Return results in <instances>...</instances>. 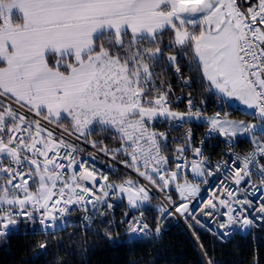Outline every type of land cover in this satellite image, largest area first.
<instances>
[{
    "label": "snow or ice",
    "instance_id": "obj_1",
    "mask_svg": "<svg viewBox=\"0 0 264 264\" xmlns=\"http://www.w3.org/2000/svg\"><path fill=\"white\" fill-rule=\"evenodd\" d=\"M185 67L219 110L195 103ZM169 71L188 90L183 111ZM193 122L207 129L199 146ZM217 138L228 159L213 165L204 145ZM241 142L249 150L234 152ZM82 144L95 151L85 157ZM101 154L137 178L112 179L115 165ZM156 192L153 229L145 211ZM177 216L221 243L264 227V0H0V240L70 226L97 235L100 218L114 244L125 225L123 243L159 242ZM48 247L39 243L37 257Z\"/></svg>",
    "mask_w": 264,
    "mask_h": 264
},
{
    "label": "trees",
    "instance_id": "obj_2",
    "mask_svg": "<svg viewBox=\"0 0 264 264\" xmlns=\"http://www.w3.org/2000/svg\"><path fill=\"white\" fill-rule=\"evenodd\" d=\"M184 74L191 76L193 84L191 91L197 105L203 99L206 101L204 107L208 113L217 109V101L213 93L205 91L200 83L199 76L189 68H184ZM171 77V83L174 85V93H181V89L174 84L171 71L168 73ZM188 90L183 91V97L187 98ZM230 116L242 118L241 112H231ZM204 127H201L203 129ZM103 135H93L92 139H104ZM220 138L215 140V145L220 143ZM110 147L113 141L109 138L105 141ZM175 145H170V149ZM88 151L84 155L88 156ZM109 163V162H108ZM110 164V163H109ZM104 169V164H99ZM111 174L112 179H125L130 174L120 168ZM127 174V176L125 175ZM132 177V176H131ZM135 179L134 177H132ZM161 201L153 195L151 205L146 206L145 217L148 223L155 228V218L157 212L155 206ZM122 216L121 211L116 210L114 218L117 222ZM109 217L104 218V224ZM170 218L165 222V227L173 221ZM103 224L100 218L94 222L93 228L98 233L93 235L91 232L85 234L83 228L77 226L70 227L65 231H60L54 235H22L15 234L8 238L7 242L0 245V264H59L63 260L64 264H206L201 254L199 244L193 231L199 236L216 264H264V227L251 230V234H235L226 243H221L216 237L207 232L191 229V234L181 226L167 228L166 233L159 242L134 243H112L104 237ZM119 233L118 228L113 235ZM120 235V233H119ZM255 237V239H254ZM47 240L49 247L46 255H39V243ZM84 249H88L85 251Z\"/></svg>",
    "mask_w": 264,
    "mask_h": 264
},
{
    "label": "built area",
    "instance_id": "obj_3",
    "mask_svg": "<svg viewBox=\"0 0 264 264\" xmlns=\"http://www.w3.org/2000/svg\"><path fill=\"white\" fill-rule=\"evenodd\" d=\"M184 75H185V74H184ZM185 76H186V75H185ZM173 81H174V84H175L177 87L180 88V82H178V81L175 79L174 76H173ZM180 89H181V88H180ZM176 97H182V99H181V101L179 102L178 105H176ZM172 99H173V103H174V105L177 106V110H180V111L185 110V108H186V99H187V98H184V97H183V92L178 93V94H175V95L172 97ZM49 127L51 128V127H53V126L49 125ZM166 127H167V125H164L163 127L160 128V130H164V128H166ZM188 127L191 128L192 133H193V143H194L196 146H199V145H200V141H201V139L203 138L204 133H205L206 130H207L206 127H205V125L202 124V123L197 124V123L193 122V123L190 124ZM201 127H204V128L201 129ZM185 130H186L185 128H178V129L172 131V132L170 133V137H169V139L171 140L172 137L179 138V137L182 135V133L185 132ZM215 140H216V139H215ZM215 140L208 141V142H206L205 145H204V154H205L206 156H210V158H211V162H212L213 165H214L218 160H220V159H222V158H223V159H228V156L225 155V154H227L228 151H229V149L225 146V143H224V141H223L222 138H220L221 141H220V143H219L217 146L215 145ZM81 146L85 149V151H88V152H93V151H95V150L91 147L90 144H82ZM249 148H250V145H249L247 142H241V143H239L238 146L234 149V152H239L240 154H243L244 152H246L247 150H249ZM188 155L191 156V152H190V151H189ZM84 156L87 157L86 155H84ZM101 157H102V160H106V161H108L110 164L115 165L117 168H120V169L123 170L124 172L130 174V175H131L132 177H134L135 179L137 178V174H136L135 172H133L131 169L125 168L124 165L121 164L119 161H113V160H111L109 157H103L102 154H101ZM229 162H230V161H229ZM98 166H100V165H98ZM100 167H101V166H100ZM101 168H103V167H101ZM104 170L107 171L106 169H104ZM190 175H191V173L189 172V173H188V176H190ZM141 182H143V181H142V178H141ZM217 182H218V181L210 180V185L214 186L215 183H217ZM201 188H202V191H201V193L199 194V198L207 199L208 196H209V185H201ZM154 195H155V196L161 201V197H162V194H161V193L156 192V193H154ZM174 198H175V196H174ZM199 198H198V201H196V202H194V203H198V202H199ZM251 198H252L253 200L256 199V197H251ZM116 210H119V211H121V213H123L124 208H123L122 206H117V207L115 208V211H116ZM137 214H138V213H137ZM80 217H81V213H79V212H74V213L72 214V216L69 217V219L74 220V221H76V222H79V221H80ZM199 218H200L202 221H204L205 223L208 222V218H207V217L200 216ZM94 222H95V221H94ZM146 222L148 223L147 220H146ZM189 223H192V224H193V227H192V228H195V229L200 230V231H203V232H207V233H209L211 236H213L209 231H207L206 228H200L199 226H196V225L194 224V222L191 221L190 219H189V221L186 223L185 219H184L183 217H179V216L175 217L174 220L171 221V222L167 225V227H165V232L163 233V235L166 233L167 228H171V227L178 226V225L181 226L184 230H186V231L190 234L192 228H189V226H188ZM93 225H94V223H93ZM209 226H211V225H209ZM22 227H23V226H21V228H22ZM37 227H39V225H37ZM70 227H71V226H70ZM70 227H68V228H70ZM92 227H93V226H92ZM125 227H126V225H125L124 227H119V228H118L119 233H120V235H119V240H120V241H123V242H125V241H127V240L129 239V237H128L127 235H125V230H124ZM68 228H67V229H68ZM260 228H261V227H259V228H255V229H260ZM93 229H94V228H93ZM153 229H154V228H153ZM252 230H254V229H252ZM15 234H19V233H15ZM15 234H12V235H15ZM236 234H242V233H240L239 230H237V233H236ZM12 235H11V236H12ZM163 235H162V236H163ZM114 236H115V235H114ZM233 236H234V235H233ZM213 237H214V236H213ZM3 242H4L3 240H0V245H1Z\"/></svg>",
    "mask_w": 264,
    "mask_h": 264
},
{
    "label": "rangeland",
    "instance_id": "obj_4",
    "mask_svg": "<svg viewBox=\"0 0 264 264\" xmlns=\"http://www.w3.org/2000/svg\"><path fill=\"white\" fill-rule=\"evenodd\" d=\"M217 104V109L216 110H214L213 112H215V111H217V110H219V106H218V103H216ZM213 112H211V113H213ZM211 113H208V114H211ZM231 118H233V119H245V117L243 116L242 118H234V117H232L231 116ZM243 235H245V233H242Z\"/></svg>",
    "mask_w": 264,
    "mask_h": 264
},
{
    "label": "crops",
    "instance_id": "obj_5",
    "mask_svg": "<svg viewBox=\"0 0 264 264\" xmlns=\"http://www.w3.org/2000/svg\"><path fill=\"white\" fill-rule=\"evenodd\" d=\"M189 178H191V175L189 176Z\"/></svg>",
    "mask_w": 264,
    "mask_h": 264
},
{
    "label": "water",
    "instance_id": "obj_6",
    "mask_svg": "<svg viewBox=\"0 0 264 264\" xmlns=\"http://www.w3.org/2000/svg\"><path fill=\"white\" fill-rule=\"evenodd\" d=\"M191 234V233H190Z\"/></svg>",
    "mask_w": 264,
    "mask_h": 264
}]
</instances>
